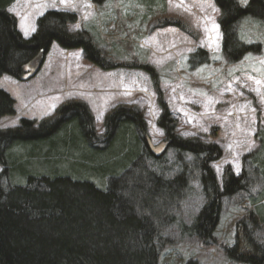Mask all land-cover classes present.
I'll list each match as a JSON object with an SVG mask.
<instances>
[{
    "label": "trees",
    "instance_id": "trees-1",
    "mask_svg": "<svg viewBox=\"0 0 264 264\" xmlns=\"http://www.w3.org/2000/svg\"><path fill=\"white\" fill-rule=\"evenodd\" d=\"M15 1L0 0V78L22 81L24 67L43 58L52 43L81 50L103 70L116 66L87 34L67 30L75 15L48 11L23 38L8 13ZM212 1L220 12L223 58L237 64L254 50L241 41L239 29L244 22L264 28V0H248L245 6L238 0ZM193 57L207 62L201 51ZM14 103L0 89V119L14 114ZM159 104L157 126L165 149L158 156L147 148L146 124L136 108L107 114L99 138L93 117L78 102L65 103L38 125L22 119L0 130V264H162L165 233L177 223L175 213L192 179L204 203L189 225L178 227L204 247L215 241L223 200L249 194L256 180L264 184V130L256 133L257 150L244 158L252 171L235 175L226 169L219 185L210 165L220 150L177 136ZM251 203L253 209L235 224L233 244L222 247L234 264H264V194Z\"/></svg>",
    "mask_w": 264,
    "mask_h": 264
},
{
    "label": "rangeland",
    "instance_id": "rangeland-1",
    "mask_svg": "<svg viewBox=\"0 0 264 264\" xmlns=\"http://www.w3.org/2000/svg\"><path fill=\"white\" fill-rule=\"evenodd\" d=\"M149 1L104 0L98 5L92 0H16L8 13L23 38L35 32L37 18L48 11L75 15L67 30L87 34L116 66L103 70L81 50L52 43L43 58H35V70L30 66L35 60L24 67V81L0 78V89L15 102L14 114L0 119V130L16 127L22 119L38 125L65 103L78 102L93 117L99 138L107 114L118 107L136 108L146 124L147 148L158 156L165 149L157 126L162 103L177 136L220 150L210 165L219 185L226 169L235 175L251 172L250 160L245 166L244 158L257 150L256 133L264 130V28L244 22L239 37L254 50L228 65L221 52L220 12L212 0ZM238 1L243 6L248 2ZM198 51L206 55V63L192 58ZM167 158L172 161L170 152ZM189 186L175 213L177 223L165 233L168 244L160 263L234 264L222 247L233 244L235 224L253 209L251 200L264 194L263 182L256 180L249 194L223 200L215 241L207 247L178 227L189 225L204 203L197 181Z\"/></svg>",
    "mask_w": 264,
    "mask_h": 264
},
{
    "label": "water",
    "instance_id": "water-1",
    "mask_svg": "<svg viewBox=\"0 0 264 264\" xmlns=\"http://www.w3.org/2000/svg\"><path fill=\"white\" fill-rule=\"evenodd\" d=\"M37 62H38V60H35V62L31 63V65H30L32 68H34V70L36 69V68H35V64H36ZM34 63H35V64H34Z\"/></svg>",
    "mask_w": 264,
    "mask_h": 264
},
{
    "label": "snow or ice",
    "instance_id": "snow-or-ice-1",
    "mask_svg": "<svg viewBox=\"0 0 264 264\" xmlns=\"http://www.w3.org/2000/svg\"><path fill=\"white\" fill-rule=\"evenodd\" d=\"M78 27V26H77ZM33 31H34V29H33ZM28 35V32L27 31H25V36H27Z\"/></svg>",
    "mask_w": 264,
    "mask_h": 264
}]
</instances>
